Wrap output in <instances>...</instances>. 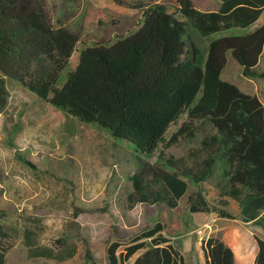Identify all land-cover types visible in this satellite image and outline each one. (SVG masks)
<instances>
[{"label": "trees", "instance_id": "16d2710c", "mask_svg": "<svg viewBox=\"0 0 264 264\" xmlns=\"http://www.w3.org/2000/svg\"><path fill=\"white\" fill-rule=\"evenodd\" d=\"M177 1L172 11L159 1L138 4L141 21L133 31L85 46L71 67L81 34L54 25L46 0H0V111L8 103V80L14 79L51 107L132 142L140 154L152 157L164 147L155 162L136 155L127 204L132 208L140 203L141 213L136 225L113 227L104 264H125L138 251L132 264H186L172 241L186 213L216 212L264 223V103L221 78L227 51L244 76L264 78V71L255 69L264 49V24L246 34L213 40L206 55L191 38L192 27L204 36L249 27L261 16L264 0H219L215 10L199 9L194 0ZM115 17L109 9L87 8L81 26L89 33ZM198 120L215 129L201 141L205 156L191 166L184 158L167 156L165 149L195 136ZM217 160L229 185L223 193L239 202V218L228 210V200H209L191 183L210 179ZM81 211L75 208L73 217ZM32 234L34 230L24 229L31 257L61 261L76 253L75 247L60 253L38 245ZM9 238L0 223V264H5L12 246ZM254 238V264H264V237L254 233ZM202 250L205 264L235 262L233 249L220 236L203 240ZM85 257L91 259L90 250Z\"/></svg>", "mask_w": 264, "mask_h": 264}, {"label": "rangeland", "instance_id": "374dc122", "mask_svg": "<svg viewBox=\"0 0 264 264\" xmlns=\"http://www.w3.org/2000/svg\"><path fill=\"white\" fill-rule=\"evenodd\" d=\"M158 1L165 3L171 11L178 5L177 0H138L134 4H120L116 0H109L107 4L102 0H46V4L54 25H64L81 34L78 51L70 59L72 67L85 46L99 39L113 41L117 36L133 31L141 21L142 10L138 4L145 6ZM111 2L115 4L109 6ZM194 2L202 10L219 5V0ZM93 7L112 10L117 17L84 33L81 26L84 11ZM263 24L264 10L259 19L247 28L224 29L204 36L192 27L191 38L206 55L213 40L246 34ZM255 69L264 71V49ZM66 71L60 82L65 79ZM221 78L234 83L247 94L256 95L264 103V78L244 76L242 66L231 51L226 52ZM8 89L7 106L0 111V223L9 231L12 244L5 264H104L113 227L134 226L141 213L140 203L132 208L127 204L128 194L133 191L131 175L137 168L136 155L140 153L132 142L115 139L106 129L83 123L44 103L14 79L8 80ZM180 121L169 128L166 139ZM194 125L196 132L193 138H181L164 150L167 156L184 158L187 166L205 156L201 141L215 132L209 122L198 120ZM163 148L161 145L152 157L140 155L155 162ZM20 155L31 161L36 169L25 164ZM191 183L202 189L209 200L228 199V210L239 218V202L223 193L228 191L229 185L220 160H217L210 179ZM75 208L82 209L76 218L73 217ZM215 216L221 217L218 213ZM218 218L211 221L208 213L184 214L181 228L172 241L183 252L187 264H197L198 257L192 255L194 251L203 255L197 240L221 235L227 226H218L232 224V221H219ZM216 221L218 226L214 225ZM204 222L210 227H204L203 232L198 233ZM27 227L34 230L31 236L34 243L60 253L75 247V255L61 261L31 257L24 235ZM248 229L264 237V223H253ZM189 244L191 248L193 246L192 250ZM87 250L91 254L89 261L85 257ZM249 251L247 249L242 257L245 264L250 263ZM140 253L136 252L125 264H132Z\"/></svg>", "mask_w": 264, "mask_h": 264}, {"label": "crops", "instance_id": "0c3cea01", "mask_svg": "<svg viewBox=\"0 0 264 264\" xmlns=\"http://www.w3.org/2000/svg\"><path fill=\"white\" fill-rule=\"evenodd\" d=\"M99 1H101V0H99ZM102 1H104V4H107L109 0H102ZM137 1L138 0H122L123 3L125 2V3H131V4H134V2L136 3ZM113 4H115V3L114 2H111V4H109V6H112ZM218 6L216 8H214V9H210V10H215V9L218 8ZM119 7H121V6H119ZM77 58L78 57H76V59H75L76 61H77ZM226 200H228V199H226ZM228 202H229V205H230V201L229 200H228ZM229 211L231 212V210H229ZM232 214L234 215V213H232ZM208 215H210L211 221H214V220H216L218 218V217L215 216L216 215V212H210V213H208ZM218 219H219V221H222L224 219H225V221L226 220L232 221V224H230V226L227 223H225L222 226H218L216 224L217 221L214 223V225H217L218 228L226 227L227 226V228H225V231L221 235H216V236H220L233 249L234 254H235V262H234V264H245V261L243 260L242 257H243L244 254H246V250L247 249L250 250L249 253H247L248 255H250V263L249 264H254V259H255V256H256L258 247H257L256 240L254 238L255 231L248 229L249 225H251L253 223V221L244 222V221H242L240 219H237V218L236 219H230V218H224V217H219ZM192 220L194 222V219L193 218H192ZM211 221H209V223ZM239 221L241 222V224L239 223ZM209 223L206 224V222H204L203 223V226L200 227V228H203V230H204V227H205V229L208 226L210 227V224ZM235 223H237V225H235ZM204 225H207V226H204ZM200 240L201 241H198L197 240L196 242H197V245H199L200 248H201V250H202V241L205 240V239L201 238ZM190 245L191 244H189V248L192 250L193 246L191 248ZM202 252H203V250H202ZM192 255L194 257H196V256L198 257V259L196 261L197 264H205L204 253L201 256V255H199L198 252L196 253V251H194L192 253ZM185 261H186V259H185ZM186 264H187V262H186Z\"/></svg>", "mask_w": 264, "mask_h": 264}, {"label": "built area", "instance_id": "2783aa9c", "mask_svg": "<svg viewBox=\"0 0 264 264\" xmlns=\"http://www.w3.org/2000/svg\"><path fill=\"white\" fill-rule=\"evenodd\" d=\"M198 233H202L203 232V228H200L197 230Z\"/></svg>", "mask_w": 264, "mask_h": 264}]
</instances>
